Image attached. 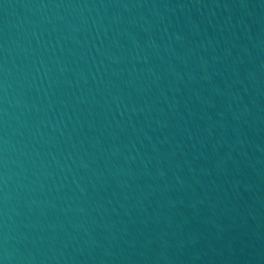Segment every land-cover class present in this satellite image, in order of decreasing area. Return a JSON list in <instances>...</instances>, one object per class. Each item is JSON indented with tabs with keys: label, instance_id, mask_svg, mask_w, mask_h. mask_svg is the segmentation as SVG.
Instances as JSON below:
<instances>
[{
	"label": "water",
	"instance_id": "95a60500",
	"mask_svg": "<svg viewBox=\"0 0 264 264\" xmlns=\"http://www.w3.org/2000/svg\"><path fill=\"white\" fill-rule=\"evenodd\" d=\"M0 264H264V0H0Z\"/></svg>",
	"mask_w": 264,
	"mask_h": 264
}]
</instances>
